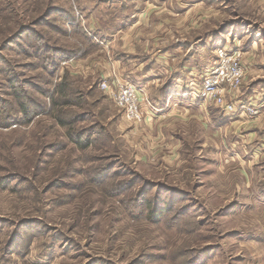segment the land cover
<instances>
[{
  "label": "rangeland",
  "instance_id": "374dc122",
  "mask_svg": "<svg viewBox=\"0 0 264 264\" xmlns=\"http://www.w3.org/2000/svg\"><path fill=\"white\" fill-rule=\"evenodd\" d=\"M183 2L0 0V264H264V0ZM224 50L243 77L205 104ZM125 55L196 81L157 112ZM121 83L139 124L103 86Z\"/></svg>",
  "mask_w": 264,
  "mask_h": 264
},
{
  "label": "built area",
  "instance_id": "2783aa9c",
  "mask_svg": "<svg viewBox=\"0 0 264 264\" xmlns=\"http://www.w3.org/2000/svg\"><path fill=\"white\" fill-rule=\"evenodd\" d=\"M219 58L223 61V66H216L212 71H209L204 76L200 87H198L195 92V98L205 104H221V94L224 85L228 83L230 86H235L243 77V71L236 54L224 50L220 52ZM103 86L106 88L110 98L115 102L117 107L126 111L129 120L133 121L135 124L142 122L143 113L140 110L138 92L134 86L121 83L116 90L108 88L106 84H103ZM235 108V106H230L222 109L226 113H232ZM248 112L252 113L254 110L248 109ZM256 112L257 111L254 113Z\"/></svg>",
  "mask_w": 264,
  "mask_h": 264
},
{
  "label": "crops",
  "instance_id": "0c3cea01",
  "mask_svg": "<svg viewBox=\"0 0 264 264\" xmlns=\"http://www.w3.org/2000/svg\"><path fill=\"white\" fill-rule=\"evenodd\" d=\"M218 0H209L208 2L204 1V0H198L196 2L193 1H188L186 0V2H183L184 4H187L188 7L189 6H193L192 8H197L199 6H205L206 8H211L213 5L217 4ZM188 2V3H187ZM187 7V8H188ZM126 56V55H125ZM132 56H126L125 60H121L123 66L125 67L124 69L127 71V67L125 65V63H127L128 65L131 66V68H135L139 71L138 75L141 79H143L145 82L140 85L137 86L140 90V93L146 98L149 99L151 106L153 108L156 109L157 112L162 111L163 109H167L171 103H179V101H181V95H180V89L182 91V88L179 86L180 83H182V87L185 89V91L187 92V90H189L188 85V81L190 80V78L195 80V75L193 74H189L188 71L184 68L183 71L181 70V67H178L176 69H174V71L172 72V68L168 67V65H166V69L164 70V68H162V70H164L165 72H163V74L161 75L160 70L154 69L152 68L153 66L147 68L144 70V64L140 63V64H136L133 61V57L129 58ZM157 66H163L165 63L156 60ZM125 62V63H124ZM144 66V67H143ZM154 66V67H157ZM142 71V73H141ZM160 72V73H159ZM172 72V73H171ZM165 73V75H164ZM187 73V74H185ZM151 75H154L152 77H155L154 79H151ZM142 80V81H143ZM167 80V83L164 87V90L161 87H156L157 83L159 82H165ZM195 82H191L190 84L194 85ZM149 84H153L152 86H154V90L158 88V91H156V94H159V97H155L153 101H151L150 98V92L152 91V86L149 87ZM165 84V83H164ZM150 90V92H149ZM154 92V91H153ZM190 101H192L191 99H189Z\"/></svg>",
  "mask_w": 264,
  "mask_h": 264
},
{
  "label": "trees",
  "instance_id": "16d2710c",
  "mask_svg": "<svg viewBox=\"0 0 264 264\" xmlns=\"http://www.w3.org/2000/svg\"><path fill=\"white\" fill-rule=\"evenodd\" d=\"M188 1H193V2H196V1H198V0H188ZM204 1H206V2H208L209 0H204ZM27 32V30L26 29H18L17 31H16V33L14 34V35H12L10 38H8L7 39V41H6V43H5V45L7 46L8 44H10V43H12L14 40H16V39H18L19 37H21L23 34H25ZM64 86H66V85H64ZM60 87H61V85L60 86H58V88H57V90H56V95H57V97L59 98V99H62V98H65L66 97V94H65V90H62V88L60 89ZM68 104H69V102L68 101H65V102H63L62 104H59V105H61V106H68ZM58 105V104H57ZM56 105V106H57ZM59 105L57 106V108H59ZM52 107H55V104H54V101L52 102V105H51ZM26 110L27 109H25V108H23L22 109V114L24 115V118H27L28 116V114H27V112H26ZM59 113H61L62 114V112L60 111ZM60 114V115H61ZM60 115L56 118V122H57V124L59 125V126H61V127H64V126H66V125H68L67 124V122L62 118H60ZM71 133L70 132H68V134H67V138H68V140H70L72 143H74V144H76V145H79V146H81V147H87L88 146V144H89V139H86V140H88V143H86L85 142V144L84 145H82V143H81V139H80V136L79 135H76V138H74V137H72L73 135H70ZM77 134V133H76ZM78 134H81L80 132L78 133ZM87 138H89V137H87ZM87 144V145H86ZM107 171L108 170H110V167H108L107 169H106ZM106 174V173H105ZM97 183H99V182H97ZM131 185H134L133 183H131ZM120 186H122V185H120ZM172 192H174L173 190H171ZM177 192V191H176ZM141 193V197H139V199H135L136 201H140V202H142V204L144 205V207L146 208V207H148V205L150 204V202H147V203H145V201L147 200L146 198H145V196H144V193H143V190H142V192H140ZM177 193H179V192H177ZM113 194V193H112ZM174 194H176L175 192H174ZM180 194V193H179ZM151 206H152V216L153 217H156V216H158V215H160V213H162V211L163 210H158V208H156V207H154V205L151 203L150 204ZM149 205V206H150ZM165 210V209H164Z\"/></svg>",
  "mask_w": 264,
  "mask_h": 264
}]
</instances>
